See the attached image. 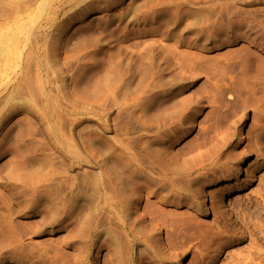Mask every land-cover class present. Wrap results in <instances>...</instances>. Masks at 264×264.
I'll list each match as a JSON object with an SVG mask.
<instances>
[{
	"label": "rangeland",
	"instance_id": "1",
	"mask_svg": "<svg viewBox=\"0 0 264 264\" xmlns=\"http://www.w3.org/2000/svg\"><path fill=\"white\" fill-rule=\"evenodd\" d=\"M0 264H264V0H0Z\"/></svg>",
	"mask_w": 264,
	"mask_h": 264
},
{
	"label": "bare ground",
	"instance_id": "2",
	"mask_svg": "<svg viewBox=\"0 0 264 264\" xmlns=\"http://www.w3.org/2000/svg\"><path fill=\"white\" fill-rule=\"evenodd\" d=\"M255 140H256V137H255ZM255 144H256V142H255ZM255 144L251 146L252 149H254V147H256ZM231 180H232V179L229 177V178L225 179V182L228 183V182H230ZM138 187H139V184H138V183L133 184V186H132V191H133V192L136 191V190L138 189Z\"/></svg>",
	"mask_w": 264,
	"mask_h": 264
}]
</instances>
